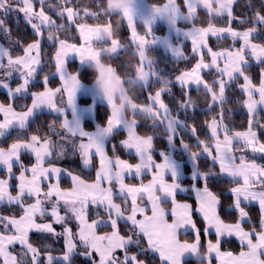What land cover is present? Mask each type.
<instances>
[{"label": "snow or ice", "instance_id": "snow-or-ice-1", "mask_svg": "<svg viewBox=\"0 0 264 264\" xmlns=\"http://www.w3.org/2000/svg\"><path fill=\"white\" fill-rule=\"evenodd\" d=\"M36 2L0 0V33L9 41L7 48L0 45V89L7 90L9 100L8 103H0V140L15 133L7 147H0V167L6 172V178H0V205H15L21 210L18 216L0 215V262L76 264L79 256L83 257L84 264H145L139 255L151 251L159 254L161 264H186L193 259L199 264L205 261L211 264L213 253L218 264H264V165L255 159H247L245 155H240L237 163L236 156V153L248 150L264 155V142L256 130L257 126L264 129V120L258 114V108L264 107V67L260 69L258 85L249 74L252 61L264 65V0H261L259 8H255L253 0H246L250 14L239 16L234 13L238 0H184L186 13L181 11L175 0H167L162 6L149 5L146 16L141 14L139 0H133L130 8L125 10L126 21H121V28L126 22L130 31V44L122 43L120 35L119 39L104 42L108 44L110 59L121 53L128 54L131 46L138 63L131 67L129 62L128 67L132 70L128 75L141 90L148 91L151 84L158 87L154 94L148 91L147 103L139 102L136 95L127 101L132 116L129 120L111 105V89L102 80V87L95 89L110 111L105 125L98 126L95 133L81 127L75 97L81 87L79 73L96 59L92 45L104 39L99 28L78 21H85V18L97 21L98 12L88 7L81 9L72 0H57L56 3L38 0L40 7L37 10ZM101 5L102 0H96L94 7L98 9ZM201 8L206 10V24L199 20L198 10ZM13 12L22 14L31 27L34 34L32 42L24 44L20 39H13L7 23L9 14ZM225 16L227 26H218L217 18ZM156 17L166 19L173 26L178 19L182 20L186 26L182 35L191 42L194 57H198L191 69L180 71L174 81L161 75L156 59L149 55V46L158 41L151 29ZM137 19L143 23L144 34L137 31ZM111 20L109 17V22ZM234 23L241 30L234 27ZM77 36L78 42H72ZM210 38L218 41L231 39L233 43L213 50L209 45ZM238 41L240 43L236 47ZM44 43L54 49L48 57L43 54ZM163 43L174 58L188 59L182 47H172L167 41ZM17 45L22 48V55H13ZM70 55L80 61L79 70H69L67 61ZM45 61L54 66V72L42 77L43 90L29 92V85L40 78ZM114 71L116 69L110 67L107 73L111 75ZM206 71L215 74L211 82L202 75ZM14 74L22 82L13 88L10 79ZM49 75L58 76L61 86L49 87ZM240 78L243 83L238 87L244 98L234 102L230 89ZM116 83L127 81L117 79ZM174 83L183 90L175 115L162 99V94L172 92ZM192 85L197 91L202 87L205 98L210 96L206 109L212 113L211 120L206 122L210 137L205 139H200L197 129L179 115L181 110L187 114L188 110L195 112L197 109V101L190 95ZM29 97L30 103H16L19 98ZM233 103L246 109L247 127L243 131L229 126L233 112L229 105ZM66 107L72 109L71 119L65 116ZM43 109L56 114L58 119L50 122L46 130L38 127L30 131L33 120ZM138 116L150 122L143 125L145 131L142 134L138 131L141 126V120L136 119ZM161 126L169 143L179 135L178 129H190L196 136V151L183 140L181 144L194 163L197 185L203 183L202 187L194 188L195 212L202 217L204 235H210L214 230L216 236L215 242L208 241L205 255L199 254L201 232L193 219L192 205L179 203L176 199V192L181 189L176 180V164L164 152H160L162 163L154 159L155 139L159 135L157 129ZM121 131L126 136L119 140V144L130 153L134 152L139 163L121 159L116 155L115 145L112 156L106 151L105 138L114 139ZM24 154L34 157L35 163L31 167L23 163ZM77 154L84 169L95 166L94 157L99 158L94 179L82 178L81 174L57 167L52 162L54 156L62 159ZM201 156L209 158L212 165H218V172L212 167L202 170L198 164ZM16 166L19 167L18 175L13 171ZM146 172L151 173L148 183L141 181L139 186L125 183L126 174L134 173L136 178H140ZM169 174L172 177L170 182L166 179ZM62 178H70L71 186L62 187ZM13 179L17 181L15 194L10 183ZM210 181L217 184L227 181L233 185L226 192L231 195L229 210L234 209L238 214L234 223L221 218L218 211L221 198L210 190ZM119 197L123 198V206L115 202L114 198ZM129 198L130 213L127 211ZM168 200L172 205L170 214L164 206ZM252 202L259 205V230L254 225L249 230L242 226L245 221L250 223L246 206ZM137 214L142 219H137ZM122 221L126 228L131 225L123 234ZM73 222L75 230L70 226ZM54 225L61 226L62 231L58 232ZM108 228L110 231H102ZM30 233L39 234L35 244ZM189 233L194 235V240L184 239L186 242L181 243V235ZM49 236L63 238L59 255H54L51 246L44 243ZM233 236L240 241L239 253L221 251L224 238ZM145 240L146 248L143 245ZM16 245L20 246L19 251L15 249ZM118 251L122 255H117Z\"/></svg>", "mask_w": 264, "mask_h": 264}, {"label": "trees", "instance_id": "trees-1", "mask_svg": "<svg viewBox=\"0 0 264 264\" xmlns=\"http://www.w3.org/2000/svg\"><path fill=\"white\" fill-rule=\"evenodd\" d=\"M165 0H146L147 3H151L154 5H162L163 2ZM181 2V0H178ZM51 3H56L57 0H50ZM96 0H72V3L74 5H79L81 7V9L88 7L93 11L98 12V20L95 21L91 18H85V21H78V22H87L90 23L91 25L94 24H105V23H109L110 28H111V39H119V35H120V39L122 43H128L130 44V39H129V30L126 27L125 22H123L122 24V28H121V21L124 20L123 16H121L119 13H114L108 10V7L105 5V0H102V5L97 9L94 7ZM99 2V0H98ZM260 2L261 0H253L254 6L255 8H259L260 6ZM181 8L184 9L183 3L181 2ZM36 8H39L40 5L38 3V0L36 2ZM234 13L236 15H249L250 12L249 10L246 8V0H238L237 4L234 5ZM52 14V13H49ZM198 14H199V20L201 22H203L204 24L207 23V15L206 12H204L202 9L198 10ZM0 17H2V13H0ZM109 17H112L111 22H109ZM55 18V17H54ZM59 22V21H58ZM65 22H66V17H65ZM217 24L218 26L220 25H227V18L226 16L224 18H217ZM7 23H8V27L11 29L12 32V36L13 39H20L22 41V43L26 44V43H30L32 42L33 38H34V34L31 30V27L29 25L26 24V22L23 19V15L17 12H13L11 14H9L8 18H7ZM179 25L185 27V23H181L179 22ZM234 27H237L239 30L240 26L238 24L233 25ZM153 34H162L164 32V26H159L156 25L154 27L151 28ZM72 30H75V26H72ZM138 30L139 33L143 31V27L138 26ZM120 32V34H119ZM47 33L45 32V37H46ZM110 41V40H109ZM0 42L1 44H3L4 47H9V41L8 39L2 34L0 33ZM72 42H78V36L76 38V41H72ZM232 41L231 39H224V40H216L215 38H210L209 39V44L210 46L214 49V50H218L221 47H226L229 45H232ZM239 41L236 43V47L239 46ZM104 46L106 45V43L103 41L101 43H95L94 46ZM190 47L186 48L185 54L188 57L187 60H173L171 59L168 55H166L165 53L162 52L161 49L157 48V47H150L148 48L149 50V55L152 58L156 59V67L158 68V70L160 71L161 75H165L167 77H172L174 75H176V73L185 70L189 67H191L195 60V57L191 54ZM54 51V49H52L47 43H44L43 45V54L48 57L52 54V52ZM133 48L130 46L129 49V53L128 54H124L121 53L120 56L110 59V55L107 54H102L98 57V60L100 63H103L104 65H108L109 67H112L114 69H116V71H114V73L117 75V73L119 75H117L118 77H123L125 81H127V83H122V85L124 86V90L126 92V94L128 96H130V98L132 99L134 95H136L139 99V102L142 103H147V95H148V91H151L152 93L154 92V90L158 87L157 84H152L149 87L148 91H144L141 90L138 87H134V86H138L135 82L130 81L129 78L131 76L128 75V71L132 70L128 67L129 62L131 61V67H134L136 63H138V58L134 55H132L133 52ZM23 54V50L21 47H19V45H17L15 47V50L13 51V55H22ZM157 55H159L157 57ZM164 58H167L172 65H178L175 69L171 67H169V69L167 68V66L165 65V63H167L165 60H163ZM159 64V65H158ZM166 67V69H165ZM264 67V65H259L256 64L254 61H252V67L250 68V75L253 77V82L257 85L259 84V79H260V69ZM68 68L69 70H79L80 67L78 66V64L72 60L68 62ZM54 72V66H52L51 64H49L47 61H45V63L42 66V71L40 72V78L36 79L35 81H33L30 85H29V91H39V89H41L43 87V82H42V77L46 74V73H52ZM97 69L91 65H87V68H85L83 71H81L79 73V79L83 82V83H91L96 79L97 76ZM203 76L205 77V79L207 81H211V77H214L215 74L213 73H209V72H205L203 74ZM242 78H240L238 81L233 82L232 88L230 89V94L232 96V100L235 102L237 100L243 99V94L240 91L238 85L240 83H242L243 80H241ZM19 80L18 77H16L15 80L10 81L11 84H16ZM59 84V79L57 76L54 75H49V86L51 87H56ZM135 90V91H134ZM190 95L193 97L194 100L197 101V109L195 110V112H193L192 110H188L187 114H185L182 110L179 112L180 118L181 119H186V122L188 125L193 126L197 129V135L199 136L200 139H205L208 136V129H207V124L206 122L209 121L212 118V113L206 111L205 107L208 106V103L210 101V97L205 98V94L204 91L202 89H200V91H197L194 88H190ZM183 98V90L180 88L179 85H175L173 84L172 86V92L171 93H164L162 94V99H164L165 103L168 104L170 110L172 111V113H176L177 109H178V101H180ZM0 101L2 103H8V96L7 93L4 92L3 90H0ZM88 100V98H84V97H80V102L82 103H86ZM30 102V97L27 99L24 98H19L16 103H29ZM229 107L233 108V112L232 115L230 117V122H229V126L231 128H233V130H237V131H241V130H245L247 127V112L246 109H243L242 107L239 106V104L237 103H233L231 105H229ZM95 109V115H94V120L97 123V125H104L106 123L107 117L109 115V110L108 108H106V106L102 103L97 102V104H95L94 106ZM258 114L260 115V117L262 118V120H264V113H262V111H258ZM125 116L128 117L130 116V118H132V116L130 115V113L128 112V110L126 109L125 111ZM142 116H138L136 117V119H140L141 120V126L139 127L138 131L142 134L145 131L144 128V124L145 123H150L148 121H144L142 119ZM58 119V117L56 116V114L54 113H49V111H42L40 112L35 119L33 120L32 124H31V128L30 131H35L36 128H42L44 130L47 129V125L52 122L53 120ZM94 122H92L89 119H84L83 120V128L85 130H89L94 128ZM258 136L260 137L261 141L264 142V129H260L258 126L256 128ZM157 132L159 133V135L156 137L155 139V148L156 151L154 152L153 156L154 159L157 161H159L162 157L160 155V152H164L166 153V151L168 150V145H167V140H166V136L164 135V127L161 126L159 129H157ZM125 136V132L121 131L120 134L118 136H116L114 139H112V137H109L107 140V145H106V151L108 152V154L111 156L112 155V147L113 145L116 146L117 151H116V155L120 156V158L127 160L130 163H134V161L137 160V157L135 156V154H131L128 153V151H126L123 146H121L119 144V140L121 138H124ZM15 137V133L12 134V136L7 137L5 139L0 140V147H7L8 144H10L12 142V139ZM177 139L183 140L185 143H188L193 151L197 150V139L196 136H193L191 134V132L189 133L188 131H185L183 129L179 130V135L177 137ZM178 142V140H176ZM175 141V142H176ZM248 153H250L251 155L248 156ZM236 154H240L239 152ZM247 159L249 157L256 159L257 161H262L264 162V155L262 154H253L250 150L246 151L244 154ZM72 157L75 158V161H73L74 165L73 168H69L66 167L68 169H70L71 171H73L74 173H79L81 174V176L83 178L86 179H94L95 176V171L97 166L96 163V159L94 157L93 163L95 166L90 167L88 170H85L83 167L80 166V160L79 157L75 156H66L65 158L62 159H57L56 157L52 160V162L56 161L59 162V165L65 167L66 166V161L72 160ZM173 157L182 163L183 166V172L188 175V173L190 172L188 163L186 162V155L184 154L183 151L179 150H174L173 153ZM33 158L32 156L28 155V154H24L22 156V161L24 164L26 165H31V163L33 162ZM198 164L200 165L202 170H207L209 167H212L213 170H217V165H212V163L205 157H199L198 159ZM14 173H18L19 172V167L16 166L13 169ZM6 173L3 170H0V176H5ZM149 178V175L146 173L144 174L142 177L140 178H136V177H126L125 181L128 184H137V183H141L142 182H146V180ZM17 183V181L15 179L11 180V184L13 185L12 191L13 193H15V184ZM194 184L196 186H203V183L201 182L199 185H197V181L196 180H191L189 177H185L183 179H181L180 184ZM70 182L68 179H64L62 178L61 180V186L62 187H66L69 186ZM231 186H233L231 183H228L227 181L221 183V184H217L214 181H210L209 183V187L210 190H212L213 192H216L218 195H220L221 198V206L219 207L218 211L219 214L221 216V218L223 220H225V222L227 223H234L237 219V213L235 212L234 209L229 210L228 205L231 204V195L229 193L226 192L227 188H230ZM115 201H117L119 204H121L123 206V198L119 197V198H114ZM176 199L179 201L185 200L187 202L190 203V205H194L195 204V200L194 198L190 197L189 195L186 194H176ZM165 207H169L170 206V202H166V204L164 205ZM129 208V207H128ZM128 210V209H127ZM101 211V210H100ZM246 211L249 212V217L250 219L253 220V223L248 224V223H244L242 224L243 227L245 228H250L253 225L256 226L258 219L260 218L258 216V207L256 205H247L246 206ZM21 214V210L18 208V206L12 205V206H8L7 204L5 205H0V215H19ZM101 214H103V211H101ZM94 217V214H93ZM193 219L196 221L197 223V227L200 229L201 232V236L203 237V240H201V252H206V245L204 242V238L205 235L203 233V231H201V229L203 228V222L196 216L195 213H193ZM72 225V224H71ZM73 226V225H72ZM127 228H131V225H127ZM127 228L125 227L124 222H121V231L122 234L124 232L127 231ZM110 228L108 229H104L102 231H108ZM56 230H62L61 226L57 225ZM39 234L36 233H30V239L33 241V243L35 244V242L37 241ZM208 239L210 240H216V237L214 234H210L207 235ZM181 240L183 241L184 239H187L190 241L194 240V235L193 234H182L181 235ZM185 241V240H184ZM52 243L54 248H53V253H60V250L63 247V238H52V237H48V239H46L44 241V243ZM143 245L146 248L147 244L146 241H143ZM15 249L17 251L18 247L15 246ZM221 250H226V251H231L233 253L238 254L239 251L241 250V245L240 243L235 240L234 238L231 237H227L224 238L222 245H221ZM133 251H136L135 248H133ZM139 259L144 260L145 264H160V259L159 256L155 255L154 253H152L151 251H146L144 253H141L139 255ZM76 264H84V259L83 257H76ZM186 264H199V262L193 260H189L186 262ZM204 264H206V261L204 262Z\"/></svg>", "mask_w": 264, "mask_h": 264}, {"label": "crops", "instance_id": "crops-1", "mask_svg": "<svg viewBox=\"0 0 264 264\" xmlns=\"http://www.w3.org/2000/svg\"><path fill=\"white\" fill-rule=\"evenodd\" d=\"M167 2V0H165L164 2H163V4L164 3H166ZM175 2L177 3V5L180 7V9H181V6H180V4L177 2V0H175ZM181 2L183 3V6H184V0H181ZM162 4V5H163ZM149 5H154V4H149V3H147L146 2V0H139V7L141 8V14L142 15H144V16H146L147 15V9H148V6ZM162 5H157V6H162ZM184 9L185 10H187L186 9V7L184 6ZM108 10L109 11H111V12H114V13H119L121 16H123V18H124V20L126 21V15H125V10H122V12H123V15L121 14V11H112L109 7H108ZM185 10H182L181 9V11L182 12H184L185 13ZM204 10V9H203ZM206 11V10H205ZM179 22H183L182 20H180V19H178L177 21H176V24L173 26L172 24H170L166 19H163V18H161V17H156V18H154V20H153V22L151 23V28L152 27H154V26H156V25H159V26H164V32L162 33V34H157V35H155L154 37L155 38H158V41H157V43H155V44H153V45H150L149 46V48L150 47H157V48H159V49H161L162 50V52L163 53H165L166 55H168L171 59H174V60H176L177 58H174L173 56H172V54H171V52L169 51V49L164 45V43H163V41H167L168 42V45H171L172 47H176V46H184V43H189L188 44V47H191V42L190 41H187L186 39H185V37L182 35V32L186 29V26L185 27H182L181 25H179ZM125 24H126V22H125ZM138 26H141V27H143V23H142V21L140 20V19H137V21H136V27H137V31L139 32V30H138ZM90 27H94V28H99L100 30H101V34H102V36H103V38L104 39H102V40H98V41H96V42H94L93 43V45H92V47H93V51H95V53H96V59L95 60H93L90 64H88V65H91V66H93V65H95V68L97 69V76H96V79H100V80H105L106 82H107V84H108V86H109V88L111 89V92H110V98H111V105L112 106H114L115 108H121V107H123L125 104L127 105V110H128V112L130 113V110H129V107H128V104H127V101L128 100H130L131 98H130V96H128L127 94H126V92H125V90H124V86L122 85V83L121 84H117L116 83V80L117 79H120L121 80V78L120 77H118L114 72L111 74V75H109L108 73H107V70L110 68L108 65L106 66V65H104L103 63H100L99 62V60H98V57L100 56V55H102V54H105V55H107V54H109V52H108V44H106V45H104V46H94V44L95 43H101V42H103L104 40H112L111 39V28H110V25H109V23H105V24H94V25H90ZM127 27V26H126ZM143 31H145V29H144V27H143ZM140 34H144V33H142V32H140ZM154 35V34H153ZM129 39H130V31H129ZM0 45H3V44H1V42H0ZM134 50V49H133ZM210 59V58H209ZM72 60H74L77 64H78V66L79 67H81V63H80V61L75 57V56H72V55H70L69 56V58H68V61H67V63L69 62V61H72ZM221 66H223V65H221ZM191 69V67H189V69L188 70H190ZM178 75V74H177ZM58 77V76H57ZM175 77V76H174ZM173 77V78H174ZM58 79H59V77H58ZM80 80V79H79ZM129 80L130 81H133L134 82V80H133V78L132 77H130L129 78ZM35 81V80H34ZM173 81H174V79H173ZM22 81H18L16 84H14L13 86H11V87H16V86H18V84L19 83H21ZM80 84H81V87L78 89V91L76 92V97H75V106H76V109H77V111L78 112H80L81 114H80V119H81V121H83L84 119H89V120H91L92 122H94L93 124H94V128H92V129H89V130H86L87 132H89V133H95L96 132V130H97V127L99 126V127H103L104 125H97V123L95 122V120H94V115H95V109H94V106H95V104H97V102H99V103H102V104H104L105 106H106V108H108V105H107V103H106V101L103 99V97H102V95H100V94H98L97 93V90L95 89V88H97V86L95 85V83H94V81L93 82H91V83H83L81 80H80ZM177 85V84H176ZM258 85V84H257ZM61 85H60V81H59V84H58V86H56V87H60ZM50 87V86H49ZM56 87H52L51 86V88H56ZM191 87H193V88H196V86L195 85H192ZM202 88V87H201ZM0 90H3L4 92H6L7 93V90H5V89H0ZM40 90H43V87L41 88V89H39V91ZM30 92V91H29ZM152 94H154V92L152 93ZM80 97H86V98H88V100L89 101H87L86 103H82V102H80ZM256 98L258 99L259 97H258V94H257V96H256ZM65 99V102H66V97L64 98ZM0 103H2L1 101H0ZM30 103V102H29ZM17 110H19V109H17ZM108 110H109V108H108ZM42 111H49L48 109H43ZM71 111H72V109L71 108H67L66 107V109H65V116L69 119L70 118V116H71ZM110 111V110H109ZM258 111H262V113H264V107H259L258 108ZM131 115V114H130ZM124 116H125V114H124ZM126 117V116H125ZM126 118H130V116H128V117H126ZM0 119H2V116H0ZM132 118H130L129 120H131ZM211 120V119H210ZM209 120V121H210ZM83 123V122H82ZM178 131H179V129H178ZM241 131H243V130H241ZM125 136H126V133H125ZM124 136V137H125ZM208 136L210 137V132L208 131ZM178 137V136H177ZM109 138V137H108ZM108 138H105V143L107 142V140H108ZM175 138V137H174ZM167 140V139H166ZM178 140V142L176 141L175 142V140L173 139V141L171 142V143H169L168 141H167V145H168V148H169V152H168V150L166 151V155H168L173 161H174V163L176 164V166H177V177H176V180H177V182L180 184V181H181V179H183V178H185V177H189L191 180L193 179V180H195L194 179V171H195V166H194V163H193V161L191 160V161H189V154H188V152L186 151V149L182 146V144H181V140L180 139H177ZM106 145H107V143H106ZM181 150V151H183L185 154H186V162L188 163V166H189V169H190V172L188 173V175H186L184 172H183V166H182V163L181 162H179V161H177L174 157H173V153H174V150ZM126 150V149H125ZM126 151H128V153H130L129 152V150H126ZM131 154H135L134 152H131ZM29 155V154H28ZM110 156V155H109ZM112 156V155H111ZM237 156V163L239 162V156H240V154H237L236 155ZM201 157H203V156H201ZM206 157V156H205ZM33 159H34V157H32ZM54 158V157H53ZM207 158V157H206ZM95 159H96V157H95ZM123 159V158H122ZM210 162H211V160L209 159V158H207ZM79 160H80V157H79ZM125 160V159H124ZM249 160H251V159H249ZM81 161V160H80ZM256 161V160H255ZM158 163H162V160H159V161H157ZM257 162V161H256ZM33 163H35V159L33 160V162L31 163V165L33 164ZM96 163H97V166H99V159H98V161H97V159H96ZM130 163V162H129ZM135 163H139V158L137 157V160L136 161H134V163H132V164H135ZM212 163V162H211ZM258 163V162H257ZM258 164H261V165H264L263 163H258ZM26 165V164H25ZM31 165H26L27 167H31ZM56 165V164H55ZM57 167H61V166H59V165H56ZM83 167V166H82ZM217 167H218V165H217ZM61 168H63V167H61ZM90 168V167H89ZM89 168H87V169H85V170H88ZM0 170H3V171H5L2 167H0ZM218 170H219V168H218ZM96 172V171H95ZM6 173V172H5ZM147 173V172H146ZM145 173V174H146ZM16 175H18L19 174V172L18 173H15ZM148 175H149V178L146 180V182H143V183H148V181L149 180H151V173H147ZM126 177H135V174L133 173L132 175H125V178ZM0 178H6V175L5 176H0ZM83 178V177H82ZM94 178H95V176H94ZM64 179H68L69 180V182H70V185L69 186H66L65 188H67V187H70L71 186V180H70V178H64ZM166 179L167 180H169V182L171 181V179H172V177H171V175L169 174V175H166ZM92 180V179H91ZM54 182V181H53ZM126 182V181H125ZM10 183H11V181H10ZM126 184H128L127 182H126ZM139 184L140 183H137V184H134V185H136V186H139ZM105 185H107V184H105ZM181 185V189H178L177 190V192H176V194H186V195H189L190 197H192V198H194V200H195V204L192 206V209H193V213H195L196 214V216L203 222V220H202V217L200 216V214L199 213H197V212H195V209H196V207H197V203H196V197H195V191H194V188L196 187V185H194L193 183L192 184H180ZM44 187H45V190H46V187H47V182L45 183V185H44ZM199 187V186H198ZM200 187H202V186H200ZM13 194H15V193H13ZM152 195H154V193L152 194ZM179 203H189V202H187V201H185V200H182V201H179V200H177ZM115 202H117V201H115ZM168 202H170V206L169 207H166L167 208V210H168V212H169V214H170V212H171V208H172V205H171V201L170 200H168ZM190 204V203H189ZM251 204H256V205H258V203H256V202H252ZM251 204H248V205H251ZM259 206V205H258ZM219 209V208H218ZM101 211H103L102 209H100ZM128 213H130V211H131V205L129 206V208H128ZM149 215L151 214L150 213V211H149V213H148ZM94 218V217H93ZM169 219H171V217H170V215H169V217H168ZM137 219H142V217L139 215V214H137ZM195 221V220H194ZM70 226H72V225H70ZM203 226H204V224H203ZM204 229V228H203ZM73 230H75V227L73 228ZM109 231H110V229H109ZM212 234H214L215 235V232H214V230L211 232ZM216 237V236H215ZM225 238H227V237H225ZM236 238V237H235ZM201 240H203V237L201 236ZM210 239H208V237L207 236H205V238H204V242H205V245H206V247H207V243H208V241H209ZM146 241V240H145ZM212 242H215L214 240H211ZM184 242H186V241H181V243H184ZM190 242H192V241H190ZM146 244H147V241H146ZM17 247H18V250H19V248H20V246L19 245H16ZM11 250V249H10ZM221 251H226V250H221ZM153 253V252H152ZM54 255H59V253L58 254H56V253H53ZM155 255H157V256H159V254L158 253H154ZM234 254H236V253H234ZM194 255H195V253H194ZM0 264H2V262H0ZM160 264H161V262H160ZM206 264H208V262L206 261ZM211 264H218V262L216 261V259H215V254L213 253L212 254V260H211Z\"/></svg>", "mask_w": 264, "mask_h": 264}, {"label": "rangeland", "instance_id": "rangeland-1", "mask_svg": "<svg viewBox=\"0 0 264 264\" xmlns=\"http://www.w3.org/2000/svg\"><path fill=\"white\" fill-rule=\"evenodd\" d=\"M177 2L179 3V4H181V2L180 1H178L177 0ZM181 6V5H180ZM182 9V8H181ZM202 9V8H201ZM37 10H39V8H37ZM182 10H185V9H182ZM203 10V9H202ZM186 11L187 10H185V13H186ZM204 12H206L205 10H203ZM181 23H184V22H181ZM220 26H223V25H220ZM225 26H227V25H225ZM183 27V26H182ZM239 30V29H238ZM155 35H157V34H154V36ZM188 42L187 43H184V46H181L182 47V49L184 50V53H185V51H186V48L188 47ZM210 45V44H209ZM189 50H190V52H191V54L193 55V53H192V51H191V47L189 48ZM214 50V49H213ZM186 55V54H185ZM159 55H157V57H158ZM194 56V55H193ZM196 59H198V57H195V60ZM206 59H209V58H207L206 57ZM163 60H165L167 63H165V65L167 66V68L169 69V67H171V69L172 68H176L178 65H172L171 64V62L167 59V58H164ZM174 60V59H173ZM196 62V61H195ZM194 62V63H195ZM255 62V61H254ZM159 65V64H158ZM194 65V64H193ZM192 65V66H193ZM191 66V67H192ZM165 69H166V67H165ZM189 68H187V69H185V70H188ZM182 71H184V70H182ZM207 72V71H206ZM180 72H178V73H176V75L177 74H179ZM205 73V72H204ZM203 73V74H204ZM202 74V75H203ZM176 75H174V76H176ZM174 76H172V77H169V78H171L172 80L174 79L173 77ZM16 77H18V75L17 74H14L13 75V77L10 79V81H13V80H15L16 79ZM205 78V77H204ZM215 78V76L214 77H211V81L213 80ZM206 80V79H205ZM242 80V79H241ZM210 81V82H211ZM209 82V81H208ZM242 83H243V81H242ZM175 84V83H174ZM10 85L11 86H13V84H11V82H10ZM152 85V84H151ZM176 85V84H175ZM178 85V84H177ZM191 88H193V87H191ZM194 89H196V88H194ZM202 89V88H201ZM156 90V89H155ZM155 90H154V92H155ZM203 90V89H202ZM210 97V96H209ZM58 99H59V97H58ZM210 102V101H209ZM209 104V103H208ZM205 109H207V107H205ZM177 113V112H176ZM176 113H173L174 115L176 114ZM80 112H78L77 111V117H78V119H79V121H80V125H81V127L83 128V121H81V119L79 118L80 117ZM72 115H73V113H72V111H71V116H70V118L69 119H71L72 118ZM130 119V118H129ZM84 129V128H83ZM85 130V129H84ZM180 130V129H179ZM183 130H185V131H188L189 133L191 132L190 131V129H183ZM86 131V130H85ZM179 132V131H178ZM178 136V135H177ZM177 136H174L175 138H174V140L176 141L177 140ZM197 141V140H196ZM168 152H169V148H168ZM170 153V152H169ZM185 154V153H184ZM245 153H240V155H244ZM186 155V154H185ZM237 155V154H236ZM249 155H251L250 153H248V156ZM76 157H79V155L77 154L76 155ZM54 158H55V156H54ZM54 158H52V160L54 159ZM247 158V157H246ZM96 159H97V161H98V157H96ZM248 159H253V158H251V157H249ZM160 160H162V158L160 159ZM256 160V159H255ZM73 161H75V158H73L72 157V160H67L65 163H66V166L65 167H63V166H61V165H59V162H56V161H54L53 163H55L56 165H59V166H61V167H63V169H68V168H66V167H69V168H73V166L72 165H74L73 163ZM189 161H191V158H190V156H189ZM257 161V160H256ZM258 163H263L264 164V162H262V161H257ZM47 166V165H46ZM80 166L82 167V164H81V161H80ZM68 170H70V169H68ZM215 171H217L218 172V167H217V170H215ZM126 183V182H125ZM105 187H107L108 185H104ZM30 202V201H29ZM116 203H118V202H116ZM127 204H128V207L131 205V199L129 198V200H128V202H127ZM253 205H256V204H253ZM257 207H258V216L260 217V211H259V206L258 205H256ZM128 211V210H127ZM129 212V211H128ZM237 216H238V214H237ZM260 219V218H259ZM259 219H258V221H257V224H256V228H257V230H259ZM249 220H250V223L248 222V221H245V223H248V224H251V223H253V220L252 219H250V217H249ZM72 227L74 228V227H76L75 226V223L73 222L72 223ZM54 227L56 228L57 227V225H54ZM203 228H204V226H203ZM203 228L201 229V231H203ZM245 228V227H244ZM245 230H249V228H245ZM59 231H62V230H59ZM58 231V232H59ZM109 231V230H108ZM231 238H234L235 240H237L239 243H240V241L237 239V238H235L234 236L233 237H231ZM47 245H50L51 246V248L53 249L54 248V246H53V244L52 243H46ZM200 254V253H199ZM117 255H122V253H120L119 251L117 252Z\"/></svg>", "mask_w": 264, "mask_h": 264}, {"label": "clouds", "instance_id": "clouds-1", "mask_svg": "<svg viewBox=\"0 0 264 264\" xmlns=\"http://www.w3.org/2000/svg\"><path fill=\"white\" fill-rule=\"evenodd\" d=\"M133 0H105V5L107 7H109L112 11H121V14L123 15L122 10H126L129 9L130 6L132 5ZM95 67V65H93V68ZM117 75H119L117 73ZM123 77H121V80L123 81ZM95 85L97 86V88H101L102 87V80L100 79H95L94 80ZM134 87H138V86H134ZM119 110V114L123 115L125 114V111L127 109V105L125 104L123 107L121 108H117ZM206 252H202L200 255H205Z\"/></svg>", "mask_w": 264, "mask_h": 264}]
</instances>
